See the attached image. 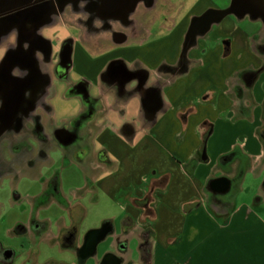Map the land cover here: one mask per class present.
Returning a JSON list of instances; mask_svg holds the SVG:
<instances>
[{
  "label": "crops",
  "instance_id": "obj_1",
  "mask_svg": "<svg viewBox=\"0 0 264 264\" xmlns=\"http://www.w3.org/2000/svg\"><path fill=\"white\" fill-rule=\"evenodd\" d=\"M263 8L0 0L1 131L34 96L49 158L79 170L58 172L65 200L38 204L48 236L0 264H264ZM21 155L2 150L0 176L38 183L23 198L39 201L40 165Z\"/></svg>",
  "mask_w": 264,
  "mask_h": 264
},
{
  "label": "rangeland",
  "instance_id": "obj_2",
  "mask_svg": "<svg viewBox=\"0 0 264 264\" xmlns=\"http://www.w3.org/2000/svg\"><path fill=\"white\" fill-rule=\"evenodd\" d=\"M261 24L264 26V18L261 20ZM42 82L48 83L49 79L45 78ZM34 98L35 97L32 96L30 100L28 99L30 102L26 101V108L21 110L17 116L15 115L8 118L10 122L15 120V125L6 127L3 131H1L0 127V152L6 149H14L15 157L23 153L24 157L21 155V158L19 159L10 158L11 163L19 169L23 165H31L32 167V163L34 162L36 165L39 164L41 172L40 179L43 186L42 190L39 191V196L36 198L40 200L35 201V199L32 200V198H30L31 196H27L25 198L23 197L27 193L28 188L35 187L33 190H37L39 187L38 183H31L26 177H17V175H15L14 180L11 181L0 176V203H2L0 206V262L2 256L6 258V253L15 255L16 252L21 250V247H19L20 241H22V244H25L27 248H33L31 242L38 240L33 238L34 235H36L39 239L48 236L50 230L48 223L45 224L35 219L39 213L38 204L47 203L52 198L65 200L66 192L55 189L60 187L58 172H60L63 167L66 172L73 174L76 172V175L79 174V170L77 168L65 167L63 160L59 161L49 158V154H54L53 149H56L58 146L54 142L49 141L48 135L43 133V131L39 133L38 130L40 128L38 123L40 120L39 117H41L42 114L39 115V111L31 108L33 106ZM17 119H20V121L21 119H24L25 125L17 126ZM20 136L24 137L18 138ZM21 140L27 142L23 143ZM33 154H35V158L31 157ZM39 156L40 158H38ZM1 161L2 160L0 158V163ZM64 182L66 184L63 183V189L67 190V188L71 185V181ZM15 186H17V189L13 190ZM13 193H15V197L19 196L17 203L16 200L13 199ZM76 193L79 195L81 191H77ZM27 199H30V204H33V209H28ZM100 200V205L95 204L94 206V213H89L87 217L88 222L97 218V213L99 214L105 211L101 206L105 204V201L102 199ZM40 213L41 214L39 216H41L43 212L40 211ZM61 214H64V211L61 210ZM25 219H27L26 223L17 224L18 222L25 221ZM59 227H63V224L61 223L55 227L54 232L58 233ZM13 228L14 230H12ZM29 233H31V235ZM36 246L41 248L44 245L40 241L37 242L34 247Z\"/></svg>",
  "mask_w": 264,
  "mask_h": 264
},
{
  "label": "water",
  "instance_id": "obj_3",
  "mask_svg": "<svg viewBox=\"0 0 264 264\" xmlns=\"http://www.w3.org/2000/svg\"><path fill=\"white\" fill-rule=\"evenodd\" d=\"M263 15H264V8H263ZM264 18V16H263ZM103 234H98L96 237L90 239L89 244H88V250L86 251V254L92 253L95 247V244L103 237Z\"/></svg>",
  "mask_w": 264,
  "mask_h": 264
},
{
  "label": "flooded vegetation",
  "instance_id": "obj_4",
  "mask_svg": "<svg viewBox=\"0 0 264 264\" xmlns=\"http://www.w3.org/2000/svg\"><path fill=\"white\" fill-rule=\"evenodd\" d=\"M19 158H21V157H18V158H15V159H19ZM104 228H102L101 230H99V232H93V233H91V234H89L87 237H86V239H85V242H84V245H83V248H82V250H87L88 249V244H89V241H90V239H92V238H94V237H96V235H100V234H102L103 232H104ZM107 261H110V259L109 260H107Z\"/></svg>",
  "mask_w": 264,
  "mask_h": 264
}]
</instances>
